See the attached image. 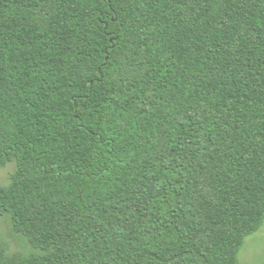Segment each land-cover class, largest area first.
I'll use <instances>...</instances> for the list:
<instances>
[{
    "label": "trees",
    "instance_id": "16d2710c",
    "mask_svg": "<svg viewBox=\"0 0 264 264\" xmlns=\"http://www.w3.org/2000/svg\"><path fill=\"white\" fill-rule=\"evenodd\" d=\"M0 264H238L264 223V0H0Z\"/></svg>",
    "mask_w": 264,
    "mask_h": 264
},
{
    "label": "rangeland",
    "instance_id": "374dc122",
    "mask_svg": "<svg viewBox=\"0 0 264 264\" xmlns=\"http://www.w3.org/2000/svg\"><path fill=\"white\" fill-rule=\"evenodd\" d=\"M14 171V164L9 163L0 167V186L5 187L9 182V175ZM0 241L5 244V254L26 255L34 252L27 239L11 231L9 221L0 215ZM238 264H264V223L260 229L245 239L238 253Z\"/></svg>",
    "mask_w": 264,
    "mask_h": 264
}]
</instances>
